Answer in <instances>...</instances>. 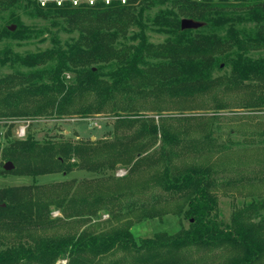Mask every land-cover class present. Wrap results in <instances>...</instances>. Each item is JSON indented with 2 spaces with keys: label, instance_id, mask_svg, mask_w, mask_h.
<instances>
[{
  "label": "trees",
  "instance_id": "1",
  "mask_svg": "<svg viewBox=\"0 0 264 264\" xmlns=\"http://www.w3.org/2000/svg\"><path fill=\"white\" fill-rule=\"evenodd\" d=\"M174 1L186 18L214 29L202 32L199 27L181 28L175 15H163L173 29L171 38L152 43L141 37L136 43L119 44L117 35L136 21L140 11L135 5L144 0H96L92 5L71 8L68 0H61L58 6L55 0H46L45 6L63 9L67 25L80 35L66 50L46 49L18 57L19 63L43 68L0 76V118L102 112L113 114V130L99 140H38L31 133L8 139L0 151V174L34 178L76 167L104 177L106 170H115L118 164L128 172L140 164H150L149 150L157 145L160 157L153 162L162 160L163 167L157 171L154 184L183 200L187 226L169 235L159 232L137 240L128 221L100 231L85 224L72 233L39 237L33 232L60 219L52 218L53 209L79 221L90 220L101 211L115 212L124 205L131 213L145 204L135 198L145 187L103 192V183L97 182L100 178L83 180L78 184L80 190L72 189L70 182L4 186L0 187V229L13 232L17 239L0 245V264H54L57 258L66 259V264H186L182 257L190 251L208 253L201 264H222V259L214 263L221 249L227 253L224 264H264V198L251 200L232 213L229 223H222L216 214L209 168L186 166L178 171L169 167V157L177 148L196 149L205 144L204 140L214 138L213 124L207 119L197 122V129L202 131L198 142L185 140L191 124L174 122L194 120L196 115L184 111L210 109L213 118L217 111L230 106L222 101V95L229 91L249 95L240 102L243 108L264 107V61L243 55L264 46V0L236 1L257 23L243 38L224 11L230 5L227 0ZM14 2L0 0V11ZM225 22L228 28L218 34L217 26ZM218 57H230L231 69L213 77L211 71L218 66ZM101 63L112 65L106 75L94 67ZM66 71L70 73L67 77ZM165 102H169L166 107L160 106ZM171 103L178 105L177 114L163 115V111L175 109ZM146 105L157 113L156 118L143 113ZM6 161L13 168H4Z\"/></svg>",
  "mask_w": 264,
  "mask_h": 264
},
{
  "label": "rangeland",
  "instance_id": "2",
  "mask_svg": "<svg viewBox=\"0 0 264 264\" xmlns=\"http://www.w3.org/2000/svg\"><path fill=\"white\" fill-rule=\"evenodd\" d=\"M45 1L15 0L9 8L0 11V76L14 72L29 73L33 70L42 69V65L29 67L19 63L17 59L29 55V53L43 52L46 49L66 50L79 37L80 31L67 25L65 17L61 13L63 9L60 10L56 7L61 0H55L56 6L51 5L50 7L45 6ZM68 1L71 3V8L78 7L79 4L92 5L96 0ZM101 1L108 2V0ZM236 1L227 0L226 2L230 5L224 7V11H227V15L232 17L238 35L243 38L254 31L257 23L248 18L246 12L237 6L239 2ZM121 2L123 3L124 0ZM175 3L174 0H144V3L136 4L135 9L140 11L136 21L129 24L124 34L117 35V42L119 44L136 43L142 37L145 41L160 43L166 38H171L173 29L166 23L167 18L163 15H167L169 18L175 15L177 23L181 18L187 17L180 11L178 12ZM202 25L199 26V30L202 32L214 29L210 25ZM228 26V22H225L222 27L217 26V33L224 34ZM243 55L264 61V46L248 50ZM230 56L234 57L232 53ZM229 60L230 57L227 59L218 57V66H214L212 69V76L227 74L231 69V61ZM97 66L99 71L105 75L112 69L110 64L94 65V67ZM64 73L66 77L70 75L67 71ZM248 97L249 95H243L239 91H229L222 95V101L229 102L230 106L217 111L213 118H210L213 113L212 110L198 108L183 112L185 114L194 113L196 115L194 120L182 119L174 122L180 125L186 124V122L191 124L189 125L190 133L185 136V140L197 142L202 136V131L197 129L199 128L197 125L202 121L208 122L207 119H210L211 124H213L212 136L214 138H211L210 142L204 140L205 144L199 145L196 149L188 146L183 150L177 148L175 155L172 154L169 157V167L178 171L186 166L209 168L214 182L212 191L216 197V214L222 223H229L232 213L251 200L264 198V134H261L264 131V107H241L240 102L247 100ZM207 102V104L210 103V101ZM167 103L169 102L160 103V106L164 108ZM148 105H146L143 113L154 115L156 118L157 113L151 110L150 106L147 107ZM177 106L176 104L170 105L171 108L175 109L165 110L162 114L165 115L168 112L177 114ZM201 113L204 114L200 115ZM113 119V114L102 112L86 116L64 115V117H54L44 115L14 117V119L8 120L0 118V151L6 140L15 137L23 138L28 133L33 134L38 140L48 138L103 139L113 130ZM20 124H23L24 130H26L23 137L16 135V128ZM8 131L10 132L6 134ZM156 147L157 145L155 149L149 150L150 164H140L136 170L130 172L125 166L118 164L115 170H106L104 177L76 167L66 173L49 172L48 174L36 175L34 178L28 175L0 174V187L33 183L50 186V184L70 182L73 185L72 189L80 190L82 188L78 184L83 180H96L98 178H100L97 181L98 185L103 183V192L114 193L134 187H145L143 193L135 194V198L145 204L135 207L134 212L129 213L127 211L129 207L124 205L114 209L115 212L119 211L118 215H114L115 212L101 211L98 215L92 216L90 220L79 221L77 217H63L62 212L53 209L51 211L52 218L60 219H54L56 221L49 228L38 229L33 234H37L39 237L64 235L78 231L85 224L95 231H100L128 221V227L134 240L152 237L153 234L159 232L169 235L180 228H185L187 218L182 215L183 200L170 195L171 193L163 191L154 184L157 171L163 167L162 160L153 162L160 153ZM71 188L69 193L72 191ZM156 196L158 198H155ZM133 197H129V200H132ZM15 238L13 232L0 229V245L5 246L15 242L17 239ZM220 254L218 258L214 259V263L220 262L221 259L222 264L225 263L227 253L221 249ZM206 255L208 253L202 255V253L190 251L186 252L182 258L186 264H201ZM54 264H66V259L57 258Z\"/></svg>",
  "mask_w": 264,
  "mask_h": 264
},
{
  "label": "water",
  "instance_id": "3",
  "mask_svg": "<svg viewBox=\"0 0 264 264\" xmlns=\"http://www.w3.org/2000/svg\"><path fill=\"white\" fill-rule=\"evenodd\" d=\"M179 24L181 28H196L202 25L200 21L198 20L195 21L191 18H186V17L181 18ZM3 164H4V168L6 169L13 168V164H11V162L9 161L4 162Z\"/></svg>",
  "mask_w": 264,
  "mask_h": 264
},
{
  "label": "built area",
  "instance_id": "4",
  "mask_svg": "<svg viewBox=\"0 0 264 264\" xmlns=\"http://www.w3.org/2000/svg\"><path fill=\"white\" fill-rule=\"evenodd\" d=\"M25 126L23 124L18 125L16 128V135L19 137H23L26 133Z\"/></svg>",
  "mask_w": 264,
  "mask_h": 264
}]
</instances>
